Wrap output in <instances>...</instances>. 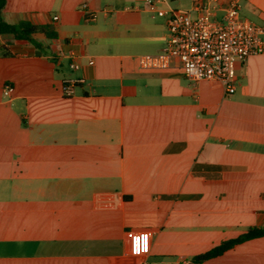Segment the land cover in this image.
Wrapping results in <instances>:
<instances>
[{"label":"crops","instance_id":"crops-1","mask_svg":"<svg viewBox=\"0 0 264 264\" xmlns=\"http://www.w3.org/2000/svg\"><path fill=\"white\" fill-rule=\"evenodd\" d=\"M194 4L6 0L4 20L56 35L0 33V264H192L264 226V54L233 93L138 64ZM241 14L264 29V0ZM200 264H264V235Z\"/></svg>","mask_w":264,"mask_h":264},{"label":"built area","instance_id":"built-area-1","mask_svg":"<svg viewBox=\"0 0 264 264\" xmlns=\"http://www.w3.org/2000/svg\"><path fill=\"white\" fill-rule=\"evenodd\" d=\"M194 1L192 10L167 11L164 47L157 53L139 55L138 64L147 69L178 67L191 82L218 80L226 93H233L236 63L264 54V29L241 14L242 0ZM164 13L158 10V14ZM69 66L75 69L78 64L71 61ZM76 81L64 82L65 95L72 93ZM12 90L6 84L2 92L8 96Z\"/></svg>","mask_w":264,"mask_h":264},{"label":"trees","instance_id":"trees-1","mask_svg":"<svg viewBox=\"0 0 264 264\" xmlns=\"http://www.w3.org/2000/svg\"><path fill=\"white\" fill-rule=\"evenodd\" d=\"M5 2L6 0H0V33L11 34L16 39L26 40L39 49L43 48V43L36 40L32 36L34 33L43 32L48 39L55 37L56 33L49 25H36L29 22L28 20H20L15 23H9L4 20L2 17V9L5 5ZM263 235L264 226L249 227L246 231L240 233L239 235L225 239L212 246L208 250L193 256L191 258L192 264H200L206 259L222 254L224 251L237 243Z\"/></svg>","mask_w":264,"mask_h":264}]
</instances>
